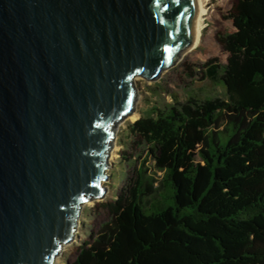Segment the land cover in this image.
Listing matches in <instances>:
<instances>
[{
  "label": "water",
  "instance_id": "obj_1",
  "mask_svg": "<svg viewBox=\"0 0 264 264\" xmlns=\"http://www.w3.org/2000/svg\"><path fill=\"white\" fill-rule=\"evenodd\" d=\"M194 0H0V264H54L103 195L137 76L194 41Z\"/></svg>",
  "mask_w": 264,
  "mask_h": 264
},
{
  "label": "trees",
  "instance_id": "obj_2",
  "mask_svg": "<svg viewBox=\"0 0 264 264\" xmlns=\"http://www.w3.org/2000/svg\"><path fill=\"white\" fill-rule=\"evenodd\" d=\"M228 17L226 62L207 63L225 97L156 103L129 124L127 148L145 145L155 170L144 159L71 264H264V0Z\"/></svg>",
  "mask_w": 264,
  "mask_h": 264
},
{
  "label": "rangeland",
  "instance_id": "obj_3",
  "mask_svg": "<svg viewBox=\"0 0 264 264\" xmlns=\"http://www.w3.org/2000/svg\"><path fill=\"white\" fill-rule=\"evenodd\" d=\"M205 1L207 13L199 43L185 50L179 59L170 67L162 70L158 77L147 79L137 76L138 93L133 111L137 113V119L141 113L156 103L185 102L191 95L199 98L225 97L226 90L220 80L221 68H218L216 75L212 76L210 65L207 63L213 58H217L213 63L223 65L226 62L227 53L219 42V37L233 30L228 12L234 0ZM131 114L116 123L115 138L110 149L106 171L108 176L102 182V186L106 187L103 195L81 204L73 238L63 244L54 264H71L80 241L87 238L89 233L97 232L103 223L111 220L110 203L130 184L131 177L134 176L144 159L146 160L147 147L145 145L135 151L131 147L127 148L125 142L131 139L128 135L129 124L136 120L131 118ZM126 153H130L132 158L125 160L123 157ZM146 165L151 168L152 172L155 170L152 158H147ZM157 173L159 177L163 174L162 171Z\"/></svg>",
  "mask_w": 264,
  "mask_h": 264
},
{
  "label": "bare ground",
  "instance_id": "obj_4",
  "mask_svg": "<svg viewBox=\"0 0 264 264\" xmlns=\"http://www.w3.org/2000/svg\"><path fill=\"white\" fill-rule=\"evenodd\" d=\"M205 0H194L195 3V15H194V41L191 47H195L202 35V30L205 27V15L207 13ZM190 47V48H191ZM138 115L136 112H132L131 118L137 119Z\"/></svg>",
  "mask_w": 264,
  "mask_h": 264
}]
</instances>
